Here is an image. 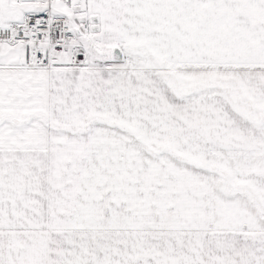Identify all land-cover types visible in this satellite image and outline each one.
I'll list each match as a JSON object with an SVG mask.
<instances>
[{
    "label": "snow or ice",
    "instance_id": "snow-or-ice-1",
    "mask_svg": "<svg viewBox=\"0 0 264 264\" xmlns=\"http://www.w3.org/2000/svg\"><path fill=\"white\" fill-rule=\"evenodd\" d=\"M0 264H264V0H0Z\"/></svg>",
    "mask_w": 264,
    "mask_h": 264
}]
</instances>
